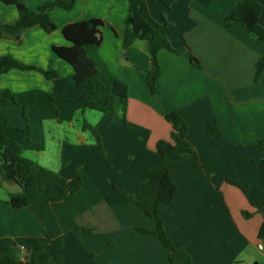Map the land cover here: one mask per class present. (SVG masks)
Here are the masks:
<instances>
[{"label": "crops", "instance_id": "crops-1", "mask_svg": "<svg viewBox=\"0 0 264 264\" xmlns=\"http://www.w3.org/2000/svg\"><path fill=\"white\" fill-rule=\"evenodd\" d=\"M46 1L53 0L24 4L35 11ZM73 1L72 10L49 13L56 26L52 33L35 26L19 38L0 36V57L68 77L73 70L53 53V47L69 46L62 29L90 19L103 21L112 30L101 29L98 56L126 84L125 120L136 129H126L110 115L49 100L52 83L38 71L1 74L0 90L14 98L0 101V114L11 129L7 136L21 145L29 141L44 147L23 150L21 156L40 166V160H50L45 167L67 180L80 172L83 185L61 202L11 211L5 202L21 189L0 176V264H6L8 240L38 264H86L90 258L92 264H168L157 236L138 231L151 232L155 225L133 201L140 198L146 170L160 161L156 143L170 138L165 116L171 112L187 123L184 146L191 153L168 164L176 193L160 217L170 242L192 264H264V241L257 238L264 219V174L258 168L264 162V70L255 80L264 43L241 26L224 25L238 0H173L169 7L170 0H145L160 34L184 51H159L161 75L154 93L146 83L148 43L135 39L127 50L122 46L128 1ZM255 1L263 7L258 22L264 28V0ZM18 18L15 6L0 2V25H13ZM162 19L168 26H162ZM82 117L86 119L79 123ZM211 120L218 134L207 139ZM84 123L95 130L108 155L96 149L89 131L82 130Z\"/></svg>", "mask_w": 264, "mask_h": 264}, {"label": "trees", "instance_id": "trees-1", "mask_svg": "<svg viewBox=\"0 0 264 264\" xmlns=\"http://www.w3.org/2000/svg\"><path fill=\"white\" fill-rule=\"evenodd\" d=\"M24 1L0 0L4 5L15 6L19 14L15 24L0 25V36L19 38L25 30L35 26H39L46 33H52L56 30V26L51 22L49 13L54 9L70 11L74 7L73 0H53L46 1L33 11L25 6ZM127 1L129 10L125 20L126 29L122 46L124 50H127L135 39L145 40L148 43L150 68L146 72V83L150 92L154 93L155 85L161 75L157 59L159 51L166 50L175 55L182 54L184 51L175 50L170 42L160 34L150 16L145 0ZM172 1H168L166 6L169 7ZM262 10V5L255 0H238L225 18L224 25L226 27L241 26L254 39L264 43V28L258 22ZM162 26H168L163 19ZM102 28L112 30L108 24L99 19L71 23L62 29V35L69 46L53 47V53L73 70V73L68 77H60L50 68L43 71L33 66L24 65L11 56L0 57V75L10 70L38 71L52 83L49 100L61 99L78 105L82 110H92L110 115L114 119H121L126 129L134 130L136 126L125 120L128 88L126 84L116 78L98 56ZM190 59L193 65L199 68L198 61L193 57ZM263 70L264 58H261L255 65V80ZM0 101L10 102L14 101V98L10 92L0 90ZM165 119L172 127L170 138L167 141L162 140L156 143L154 153L160 161L146 170L145 180L141 185L140 198L133 201L135 206L153 221L155 228L151 232L142 229H138V231L157 236L161 247L167 251L168 264H192L189 256L184 251L175 248L170 242L160 217V213L170 204L176 193V186L168 173V164L191 153V150L184 146V138L188 130L186 121L175 112L167 114ZM82 130L89 131L96 149L104 155H108V152L102 147L99 136L90 125L84 123ZM9 132L11 129L8 127L7 119L0 114V176L8 181H13L21 189L20 193L10 195L6 200L5 205L9 210H19L36 204L58 203L82 187L83 180L80 172L67 180L56 172L23 158L21 156L23 150L42 151L43 145H36L29 141L24 145L18 144L7 136ZM216 134H218L217 123L211 120L206 126V138L210 139ZM258 168L264 174V162L260 163ZM227 182L240 188L235 180H227ZM112 189L123 199L129 200L124 191L115 186H112ZM243 215L246 218L250 216L246 213ZM83 232L89 233L88 230H83ZM257 238L259 241H264V219L259 227ZM6 246L7 251L4 253L6 264H38L34 259H30L23 250L18 251L15 242L8 240ZM40 264L65 263L46 260ZM86 264H92V258Z\"/></svg>", "mask_w": 264, "mask_h": 264}, {"label": "rangeland", "instance_id": "rangeland-1", "mask_svg": "<svg viewBox=\"0 0 264 264\" xmlns=\"http://www.w3.org/2000/svg\"><path fill=\"white\" fill-rule=\"evenodd\" d=\"M87 112H89V114L98 115V116L101 114V113H99V112H97V111H92V110H87ZM83 119H86V118H85V117L79 118V119H78V122L81 123V121H82ZM88 121H89V120H88ZM90 121H91V120H90ZM86 122H87V121H86ZM22 157H23V156H22ZM23 158H24V157H23ZM48 158H50V157H48ZM25 159H26V158H25ZM32 159H33V158H29L28 160L33 161ZM49 161H50V160L47 161V159H46V161H44V160H40V163H41L42 167H45V166H46V167H49V166L51 165ZM46 167H45V168H46ZM1 197H3V196H2V191L0 190V198H1Z\"/></svg>", "mask_w": 264, "mask_h": 264}, {"label": "built area", "instance_id": "built-area-1", "mask_svg": "<svg viewBox=\"0 0 264 264\" xmlns=\"http://www.w3.org/2000/svg\"><path fill=\"white\" fill-rule=\"evenodd\" d=\"M20 250H22V248Z\"/></svg>", "mask_w": 264, "mask_h": 264}]
</instances>
